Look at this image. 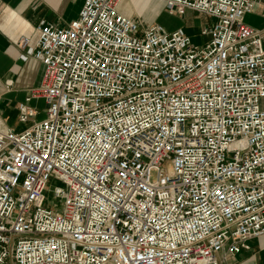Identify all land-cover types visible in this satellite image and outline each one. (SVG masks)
<instances>
[{
	"label": "built area",
	"instance_id": "built-area-1",
	"mask_svg": "<svg viewBox=\"0 0 264 264\" xmlns=\"http://www.w3.org/2000/svg\"><path fill=\"white\" fill-rule=\"evenodd\" d=\"M162 1L209 40L85 0L16 43L43 74L0 127V264H220L264 236V0Z\"/></svg>",
	"mask_w": 264,
	"mask_h": 264
},
{
	"label": "crops",
	"instance_id": "crops-1",
	"mask_svg": "<svg viewBox=\"0 0 264 264\" xmlns=\"http://www.w3.org/2000/svg\"><path fill=\"white\" fill-rule=\"evenodd\" d=\"M85 0H0V127L17 129L19 107L26 103L33 88L39 87L43 65L30 58L23 62L16 43L22 37L34 42L38 28L43 23L64 27L79 17ZM119 13L140 26L141 31L154 25H162L169 32L183 30L193 41L200 39L203 45L209 40L202 36V29L210 26L212 20L194 11L185 15H170L162 0H121ZM197 19V26L191 27L190 20ZM244 22L264 34V5H259L247 14ZM40 101L28 105L37 108ZM264 110V99L261 101ZM250 249L238 255L220 254V264H264V236L248 241Z\"/></svg>",
	"mask_w": 264,
	"mask_h": 264
},
{
	"label": "rangeland",
	"instance_id": "rangeland-1",
	"mask_svg": "<svg viewBox=\"0 0 264 264\" xmlns=\"http://www.w3.org/2000/svg\"><path fill=\"white\" fill-rule=\"evenodd\" d=\"M197 19H192V20H190V22H189V25L191 26V27H196L197 26ZM195 44H200L201 42H200V39H197V40H195V41H193ZM46 106H45V104L41 101L40 102V104H39V106H38V108L40 109V111H41V115H40V117H39V120H41V119H43L44 117H45V114L43 113V109L45 108ZM29 126V125H28ZM27 125L26 126H17L18 128L17 129H19V130H21V129H23V128H25V127H28ZM53 186H60V183H58V182H54V181H52L51 182V184H50V186H49V190L46 192V198H47V203L49 204V205H51V206H53V208L54 209H58V207H59V205H60V202L55 198V196H54V193H53V191H52V187Z\"/></svg>",
	"mask_w": 264,
	"mask_h": 264
}]
</instances>
